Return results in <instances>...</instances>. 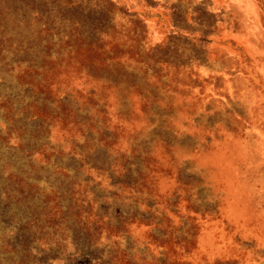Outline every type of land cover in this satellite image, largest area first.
<instances>
[{
	"label": "rangeland",
	"instance_id": "374dc122",
	"mask_svg": "<svg viewBox=\"0 0 264 264\" xmlns=\"http://www.w3.org/2000/svg\"><path fill=\"white\" fill-rule=\"evenodd\" d=\"M0 264H264V0H0Z\"/></svg>",
	"mask_w": 264,
	"mask_h": 264
}]
</instances>
